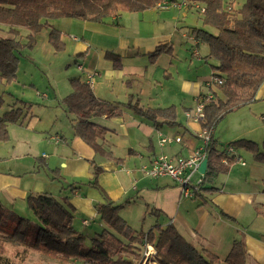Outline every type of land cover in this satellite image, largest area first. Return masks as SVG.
Returning <instances> with one entry per match:
<instances>
[{
  "label": "crops",
  "instance_id": "0c3cea01",
  "mask_svg": "<svg viewBox=\"0 0 264 264\" xmlns=\"http://www.w3.org/2000/svg\"><path fill=\"white\" fill-rule=\"evenodd\" d=\"M167 5L165 8L151 9L168 10L154 19V26L157 27L152 31L143 30L142 18L137 19L139 25L129 26V29L127 23L130 24L129 19L135 13L116 16L113 20L118 23L117 26L83 21L84 28L94 34V39L72 37V41L78 42L73 50L84 62L83 66H77L83 72L82 80L92 78L91 86L96 97L106 100L111 96L114 100L106 101L115 103L137 101L146 107H150L148 103L152 101H160L163 103L161 105L176 108V101L182 105L184 113L192 110L191 104L183 103L179 96L183 83H178L176 72L172 70L174 54L171 41L176 32L163 33L162 28L160 30L167 21L177 19L174 15L177 11L171 13L169 9L176 7L181 10L182 7L176 2ZM186 6L197 9L196 5ZM151 10L143 13L151 18ZM191 29L181 33L180 37L187 38L189 53L197 58L199 55L194 48L202 43L191 36ZM162 44L171 47V51L151 61L148 55ZM105 51L119 54L121 67L113 68L111 62L103 57ZM207 54L208 49L205 62ZM213 72L204 81L208 90L214 86L211 79ZM209 93L196 92L191 103H197ZM158 105L151 107H160ZM247 106L253 114L260 115L263 122L264 83ZM185 120H177L179 126L163 125L155 129L152 122L136 117L129 110L121 118L98 119L96 123L106 128L107 132L103 134V143L98 141L102 145L97 152L74 135L72 126L71 131L69 127L65 130L57 128L55 123L37 128L39 118L33 115L27 119L26 115L8 126L9 141L0 145V149L5 150L0 153V202L5 215L29 214L26 197L46 193L60 202L67 200L74 208L73 222L78 220L82 229H95L104 224L95 222V206L98 204L127 202L120 209L132 204H143V209L151 205L150 214L156 218L161 214L163 226L172 224L186 240L189 239V243L195 241L198 246L224 258L232 241L241 239L246 253L245 264H264V164L252 159L246 162L239 154L241 151L233 149V153L227 154L239 158L235 157V163L228 171L215 179L217 185L213 183L214 190L201 199L184 197L178 185L169 177L151 178L142 173L141 168L148 166L157 154L172 158L188 157L201 146L202 141L198 137L201 125L191 120L188 123L187 118ZM212 131V140L217 143L219 135H215V127ZM159 135L179 137L180 142L161 147L158 144ZM243 139L251 141V138ZM8 150L14 153L8 154ZM94 166L101 169L96 187L88 184L92 180ZM52 170H57L62 176L60 181L53 178ZM125 176L129 177V185L122 183ZM153 209L158 214L151 213ZM25 262L26 259L21 264ZM31 264L40 263L35 260Z\"/></svg>",
  "mask_w": 264,
  "mask_h": 264
},
{
  "label": "trees",
  "instance_id": "16d2710c",
  "mask_svg": "<svg viewBox=\"0 0 264 264\" xmlns=\"http://www.w3.org/2000/svg\"><path fill=\"white\" fill-rule=\"evenodd\" d=\"M175 2L176 0H0V30H6L12 35V38H0V81L10 83L15 79V55L34 45L36 35L48 20L68 18L117 26L118 23L113 19L121 13H140ZM184 3L196 5L203 24L216 30L215 34L196 27L190 30L195 40L207 46L206 58L216 63L212 66V77L221 80L220 84H213L209 90V99H204L206 95L201 99H204L205 121L200 125L202 129H213L225 115L250 104L264 83V0H244L235 13H230L222 0H184ZM20 29L26 30L24 43L14 38L19 37ZM47 39L55 52L64 49L60 31L50 30ZM170 51L171 47L166 44L158 45L148 57L153 61L160 54ZM103 57L111 62L113 68L121 67L119 54L105 51ZM69 85L70 92L62 99L61 104L65 112L72 116L73 133L97 152L101 150L103 134L107 132L106 128L96 123L101 118H121L129 110L136 117L152 122L155 129L163 125L179 126L174 106L155 108L139 105L137 101L109 102L96 97L91 84L79 77L70 78ZM27 114V111L23 112L19 107L0 114V142L8 141V126L17 123ZM215 144L211 139L206 146V172L195 187L193 198L201 199L210 194L214 190L215 179L226 173L236 158H239L228 155L225 150H218ZM227 147L248 153L253 161L264 164V138L260 146L242 138L230 142ZM51 172L54 179H62L57 170ZM100 172L99 167L92 168L93 177L89 185L97 186L96 179ZM205 203L203 200V204ZM124 204L127 202L114 205L108 201L95 206L96 215L106 228L92 238L90 247L85 249V236L74 227V208L67 200L60 202L46 193L29 194L25 205L32 213L34 222L28 217L13 214L8 215L4 221V207L0 202V264L22 263L26 250L46 255L61 264H72L75 261L85 264H138L145 242L155 248V258L159 264H245L246 253L241 239L233 240L227 255L220 258L208 249L195 248L172 224H156L146 232L140 230L134 234L129 233L126 243H122L116 235L129 232L127 223L118 214ZM151 213L158 214L154 209ZM31 231L32 237L28 239ZM108 242L117 246L113 252L116 255L114 260H111L107 250ZM8 247L14 248L11 257L16 256L18 263H13L6 257ZM117 250L126 256L118 255Z\"/></svg>",
  "mask_w": 264,
  "mask_h": 264
},
{
  "label": "rangeland",
  "instance_id": "374dc122",
  "mask_svg": "<svg viewBox=\"0 0 264 264\" xmlns=\"http://www.w3.org/2000/svg\"><path fill=\"white\" fill-rule=\"evenodd\" d=\"M224 6H228L230 13H235L236 9L240 8L244 0H222ZM182 9L178 10L176 7H171V13L177 11L174 14L177 19L176 21H167L162 28V32L175 31L173 34L171 43L173 44V67L178 78V83H183V90L179 95L183 99V103L191 104L192 110L196 106V103H191L192 96L197 92L205 94L209 90L205 86L204 81L208 80L213 72V65L216 63L204 57L207 53V46L201 44L194 48L198 52V57H192L189 53V42L187 38H181V33H186L189 28H201L212 34L216 33V30L208 25H204L202 22V15L199 13L195 7H188L184 4V0H176ZM187 7V8H186ZM227 9V8H226ZM168 11V10H167ZM167 11H149L151 18H148V14L135 13L133 18L129 19L130 24L127 23L129 27H135L140 22L137 19L142 18L144 22L145 31H152L151 29H156L157 25L154 26V19L159 15L166 13ZM175 13V12H174ZM148 18V19H147ZM128 22V21H127ZM129 27V29H131ZM56 29L61 32V40L64 42V49L60 52H55L53 48L48 43V33L50 30ZM26 30L20 29L19 37H14L21 43L25 42ZM72 37L85 39H94V34L84 28V22L76 19L68 18H56L48 20L46 25H44L36 35L34 45L29 48L22 49L17 53V69L16 77L10 83H4L0 81V114L11 108L19 107L23 112H28L27 119H31L34 116L39 118V127H47L48 124L52 125L55 123L57 128L66 129L69 127L71 131V119L72 116L67 114L61 104L62 99L70 92L69 79L73 77L83 78V72L78 69V65L83 66V60L81 56L75 55L74 46L78 42L72 41ZM0 38H12V35L2 30L0 31ZM195 85V86H194ZM160 89V88H159ZM110 96V95H109ZM106 100H114L110 97ZM160 101H152L151 106L165 107L168 105H161L163 103H157ZM176 105V121H186L184 112L182 110V105L178 102H174ZM190 120H188V123ZM9 131V130H8ZM215 135H219L218 142L216 143V148L220 151L226 150L228 144L239 138H251L259 146L264 138V125L262 122V117L260 115L253 114L249 106L241 107L223 117L222 120L215 126ZM237 136V137H236ZM10 137V136H9ZM249 140V139H248ZM9 141V139H8ZM6 141V142H8ZM0 142V145L2 143ZM5 152V150L0 149V153ZM14 151L8 150V154L12 155ZM242 159L246 162L251 159L250 155L245 152H239ZM199 174H193L192 182L196 183L199 178ZM129 177L125 176L122 183L129 185ZM217 182H214V186ZM143 204L140 206L130 205L120 209L118 211L119 216L125 217L129 232L124 235H116L122 243H126V236L131 233H137L140 230L146 232L149 230L156 222L163 226L164 218L160 214L158 218L150 214L152 208L151 205L143 209ZM140 210V211H138ZM28 218L32 219L34 222V217L31 212H28ZM138 213V215H137ZM3 220H7V215H3ZM96 223L102 222L96 215ZM91 226L94 225L90 223ZM103 224V223H102ZM74 227L85 236L84 248H89L91 244V239L103 231L106 228L105 224L101 227L91 229L90 227H84L82 229L79 226L78 220L73 222ZM95 233V234H93ZM33 232L29 233L28 239L32 237ZM189 240V239H187ZM195 242V241H194ZM190 242L195 248L200 249L195 242ZM149 244V243H147ZM151 245V244H149ZM152 246V245H151ZM116 244H110L108 242L107 250L111 256V260L116 258L113 253L116 248ZM9 251L6 253V257L10 259L13 263L17 262V257H11L13 254L12 247H8ZM19 251L22 248H17ZM118 249V248H117ZM154 254L149 260L148 264H159L155 258L156 250L152 246ZM17 251V250H16ZM12 253V254H11ZM118 255L126 256L125 254H120L117 250ZM26 262L24 264H31L33 261L38 260L40 264H61L55 259H50L44 255L37 253L33 250H26L25 258ZM23 263V262H22ZM21 264V263H19ZM76 264H83L78 262ZM138 264H142V257ZM223 264V263H221Z\"/></svg>",
  "mask_w": 264,
  "mask_h": 264
},
{
  "label": "built area",
  "instance_id": "2783aa9c",
  "mask_svg": "<svg viewBox=\"0 0 264 264\" xmlns=\"http://www.w3.org/2000/svg\"><path fill=\"white\" fill-rule=\"evenodd\" d=\"M174 4V3H172ZM186 4V3H184ZM168 6L167 4H162L159 8H165ZM203 11V9H201ZM212 84H220L221 80L217 77H212ZM92 78H88L87 82L92 84ZM211 95H206L204 99H209ZM203 99V100H204ZM203 100H199L196 103V106L193 110L185 111L184 116L194 122L201 124L205 121L204 116V103ZM212 129H202L198 134V137L201 139L202 144L198 147L194 152L190 154L188 157H168L164 154H157L151 160L148 166L142 167L141 171L144 175L156 178V177H169L172 179L176 185L181 190V194L184 197L193 198L194 190L197 184L200 182L201 177L203 175L197 172V168L200 162L203 159H206V146L210 143L212 139ZM172 142L179 143L180 138L168 137L164 135H159V146H164L166 144H170ZM227 153H233L234 150L231 147H226L225 150ZM239 161V159H237ZM243 164V163H242ZM194 173L199 174V178L196 183L192 182V176ZM85 223V222H83ZM154 251L152 246L147 244L146 242L143 244V252H142V264H148L149 260L152 258Z\"/></svg>",
  "mask_w": 264,
  "mask_h": 264
},
{
  "label": "water",
  "instance_id": "95a60500",
  "mask_svg": "<svg viewBox=\"0 0 264 264\" xmlns=\"http://www.w3.org/2000/svg\"><path fill=\"white\" fill-rule=\"evenodd\" d=\"M206 167H207V159H203V160L200 162V164H199V166H198V168H197V172H198L199 174H201V175H204L205 172H206Z\"/></svg>",
  "mask_w": 264,
  "mask_h": 264
}]
</instances>
